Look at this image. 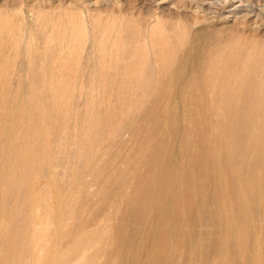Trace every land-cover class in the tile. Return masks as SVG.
<instances>
[{"label": "rangeland", "instance_id": "obj_1", "mask_svg": "<svg viewBox=\"0 0 264 264\" xmlns=\"http://www.w3.org/2000/svg\"><path fill=\"white\" fill-rule=\"evenodd\" d=\"M263 51L264 0H0V264H250L237 259L229 241L219 240L223 228L215 225L208 206L189 214L185 237L173 222L163 235L161 219L145 210L147 242L133 240L138 230L130 210L141 173L153 169L149 176L159 187L155 196L165 189L159 166L168 143L162 138L163 148L155 155L153 141H147L155 124L148 115L168 108L161 103L163 89H178L177 80L181 84L188 77L183 69L199 64L200 55L230 68L242 59L254 67V56L264 57ZM152 60H171L170 70L159 76L165 85L147 97L124 71L141 64L135 74H143L140 86H148ZM109 62L117 68L102 72ZM93 65L97 72L92 74ZM117 78L122 90L113 84ZM133 91L135 109L127 102ZM180 105L184 117L163 123L165 133L181 125L176 151L185 122H200L188 117L195 103ZM189 137L193 144L195 134ZM182 207L175 205L174 211ZM63 211L66 219L60 221ZM202 223L212 228L204 244L194 230ZM153 240L159 250H152ZM195 248L200 254L192 253Z\"/></svg>", "mask_w": 264, "mask_h": 264}, {"label": "bare ground", "instance_id": "obj_2", "mask_svg": "<svg viewBox=\"0 0 264 264\" xmlns=\"http://www.w3.org/2000/svg\"><path fill=\"white\" fill-rule=\"evenodd\" d=\"M109 27L111 28V26ZM111 30L113 32V29ZM155 33L156 32H154V34ZM156 36L157 35H154L152 40ZM169 39L170 38L166 40L170 41ZM153 43L155 45V42ZM163 43L165 44V42ZM150 44H152L151 39ZM167 44L168 42L165 46ZM142 45L144 46L143 43ZM170 46L172 48V45ZM175 46L177 47V45ZM103 48L105 49V46ZM142 48L144 51L145 48ZM150 48L151 47H149V49ZM154 48L155 47H153V49ZM104 49H101L102 52H104ZM140 49L138 47L136 51ZM153 49L151 51H153ZM168 50L169 49L164 51ZM148 52L149 51H147V53ZM138 53L140 52L138 51ZM141 53H143L142 50ZM140 55L138 56L137 54V57L144 56ZM168 55L169 54H167V56ZM177 55L178 54H176L175 57H177ZM100 56L101 55H99V57ZM109 57L111 58V56ZM110 58L108 59L109 61ZM132 58L133 57L130 59ZM170 59L172 60V58ZM179 59L181 58L179 57ZM199 59V64L192 66L193 68L183 69V71H185L184 75L187 73L188 77L186 79L184 78L185 80L181 84L178 82L180 79L177 80L176 83L178 84V89H173V87H167L166 89L162 88L165 93V100L163 99V102L161 103H165L168 108L161 109L158 114L148 115V118L155 123L154 133L147 139L148 142L153 141L151 149L153 154L157 155L160 153L162 150L161 148H163V142L168 143L169 153L167 157H164L159 166L163 175L161 185L162 187H165V189L162 192H159V194L156 193V196L154 195L159 187H157L149 176L153 169H149L146 173H141L138 176L136 186L134 187L137 191V197L132 201V208L130 210L131 214L136 218L135 228L138 230L137 236L134 237L133 240L137 239L147 242V234L150 230L148 218L141 214L145 210L152 212L153 216H158V218L161 219L162 223L159 227L161 228L163 235L166 234L173 222L175 223L177 231L185 237L186 232L184 231V227L185 223L190 221L189 214H194L197 210H203V206H208L211 210V215L215 219V225L218 223V225L223 228L222 232L217 235L219 240L222 242H224L225 239L229 241L230 246L236 250L237 259H242L243 261L249 259L251 262L250 264H264V57L255 55L253 58L254 67L245 64L244 59H242L239 64L233 68L221 64L218 59H204L201 55ZM117 60L119 61V58ZM171 60L167 62L165 61L164 64L152 60L153 62L148 69L150 75L147 77L149 85L145 87L140 86L142 82H139L138 80L143 74L140 76L135 74L136 72L139 74L138 70L140 68L138 67L141 64L139 65L137 62L132 64L134 62L133 60L132 63L126 61L127 63L132 64L129 67L132 72L125 68L124 72L128 73L126 80L132 81L138 89L143 88L145 90V96H151L153 91H156L157 93L162 84L165 85V83L160 80L159 76L166 74V72L170 70L168 68ZM140 61H142L141 58ZM179 64L180 63H178V67ZM114 65L115 64H110L109 62L106 67L104 65L106 69L101 67V71L110 72ZM125 65L123 66L125 67ZM174 65L177 66V63ZM99 68L100 67H98V69ZM117 70L121 69L118 67ZM144 70L140 72L145 73ZM82 71H84V69ZM90 72H97V67H92ZM119 78H117L113 84L120 88L119 90H122V82L119 81ZM175 92H177L176 94L178 95V98L175 97L174 101L173 94ZM132 93L131 98H129V101L127 102H129L131 107L135 109V106L138 103L136 99H134L135 92L133 91ZM184 102L195 103V107L189 109L188 117L200 118V122L197 125H194L191 121L185 122L186 130L183 132L182 139L178 141V143L181 141V148L180 151H178L179 149L176 151V141L178 138L177 136L180 133L179 130L181 125L179 126V130L178 126L177 128H174L176 127L174 126L168 130V133H165L166 130L163 129V123L170 121L176 122L178 117L183 118L184 116L181 115L184 111L181 109L180 104ZM140 106L141 105H139V107ZM117 116L121 118L124 117L122 113H118ZM182 118L180 119L182 120ZM181 131L183 130L181 129ZM191 132L196 136V141L193 144L190 143L189 133ZM57 137L59 138V136ZM162 138L163 142L161 141ZM53 146L57 148V141ZM238 147L245 148L240 150ZM56 148L53 155L57 156L58 151ZM237 151H240L241 153L239 158L236 159ZM143 152L144 151H140V155H143ZM176 157L178 159L180 158V160ZM176 159L178 163H176ZM52 163L54 162L52 161L50 164ZM44 168L47 167L44 166ZM42 170L44 171L43 168ZM10 178V176L6 177L7 180L11 181L13 178ZM33 189H37V187H34ZM184 191L189 195V200L187 199V202L183 200L185 194L183 193ZM42 194L46 193L43 192ZM42 196L45 197L44 195ZM36 198H38V196ZM41 200L45 201L44 198ZM166 201L167 205L165 204ZM29 202L30 201H28V203ZM233 202L235 203L232 204ZM41 203L44 205L43 201H41ZM180 203L183 204L182 209L178 212L174 211L175 205L177 206ZM136 204H138V206ZM198 205L200 208H197ZM47 208L50 207L47 206ZM164 208L166 211L162 212ZM194 208H196L195 211ZM61 209H58V211ZM142 209L144 210L141 211ZM58 215V219L61 221V219H66L67 214L63 211L59 212ZM194 230L195 236L198 237L199 242L204 244L206 240H208V236L211 235L210 230H212V228H205L202 223L200 227L195 226ZM156 234L157 233L153 234V238H157ZM97 242L99 243V240H97ZM184 242L185 245L189 244L186 239ZM77 243L78 246H83V242ZM151 246L152 250H159V246L156 245L155 240H153ZM168 246L169 244L164 241L163 249L167 250ZM197 250V248L192 249V253L196 254ZM198 254H200V249L198 250ZM165 255H167V252ZM181 256L184 258L187 254H182ZM217 258L220 261L222 260L219 257Z\"/></svg>", "mask_w": 264, "mask_h": 264}]
</instances>
